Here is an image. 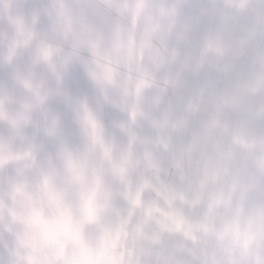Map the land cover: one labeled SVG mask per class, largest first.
I'll return each instance as SVG.
<instances>
[{
	"label": "clouds",
	"instance_id": "obj_1",
	"mask_svg": "<svg viewBox=\"0 0 264 264\" xmlns=\"http://www.w3.org/2000/svg\"><path fill=\"white\" fill-rule=\"evenodd\" d=\"M0 264H264V0H0Z\"/></svg>",
	"mask_w": 264,
	"mask_h": 264
}]
</instances>
